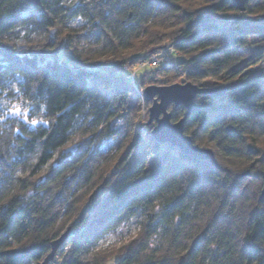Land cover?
I'll return each mask as SVG.
<instances>
[{
	"label": "trees",
	"instance_id": "1",
	"mask_svg": "<svg viewBox=\"0 0 264 264\" xmlns=\"http://www.w3.org/2000/svg\"><path fill=\"white\" fill-rule=\"evenodd\" d=\"M168 44L150 84L229 88L184 126L215 164L175 148L151 165L162 144L134 133L126 67ZM11 97L37 126L2 114ZM263 187L264 0H0V264H42L69 229L60 264H264ZM132 220L121 250L81 262Z\"/></svg>",
	"mask_w": 264,
	"mask_h": 264
},
{
	"label": "water",
	"instance_id": "2",
	"mask_svg": "<svg viewBox=\"0 0 264 264\" xmlns=\"http://www.w3.org/2000/svg\"><path fill=\"white\" fill-rule=\"evenodd\" d=\"M44 0H29L33 8H39ZM232 5L241 12L246 10L249 0H230ZM227 86H217L204 88L192 83L175 84L171 86H149L143 91V99L151 104L149 109L148 126H153L151 130L152 138L160 144H168L178 149L182 154L195 159L216 163L215 154L212 149L201 148L196 145L191 136L186 135L184 126L188 117L199 111L202 106L196 103L199 96L220 98L228 92ZM171 106H182L187 110V116L178 122L172 121ZM234 132L232 127L229 128ZM264 203V187L260 197ZM70 235L67 230L58 240L51 244V253L44 259L42 264H49L65 244Z\"/></svg>",
	"mask_w": 264,
	"mask_h": 264
},
{
	"label": "rangeland",
	"instance_id": "3",
	"mask_svg": "<svg viewBox=\"0 0 264 264\" xmlns=\"http://www.w3.org/2000/svg\"><path fill=\"white\" fill-rule=\"evenodd\" d=\"M27 1L29 3V0H27ZM29 5L31 8H33L30 3H29ZM28 11H29V9H28ZM63 48L64 47L62 45L61 47L58 48V51L62 52ZM172 49H173V47L171 46V44H168V46L165 50L171 52ZM162 55H163L162 52H160L158 54H152L149 56V59L152 57L153 58L160 57ZM149 59L143 60L140 64L138 63V64H134V65L132 62H129V66L126 67L129 71L133 69V71L136 73V80L138 81V84L141 81L142 82L145 81L144 82L145 85L143 87L138 85L139 89L142 91V94H143L144 89L149 87V86H167L168 85V84H164L163 77H161V76L156 78V81L158 83L150 84V79L155 78L152 73L157 69L150 68L151 64H149V61H148ZM163 63H165V62H163ZM183 80H184V76L182 75L180 78H178L177 80H174V81H176L178 84H185L183 82ZM14 89H16L15 84L11 85L9 87L8 91L11 92ZM141 98L143 100V105H142V108H141V110L137 116V120H136V124H135V128H134V133H140L141 131L143 133L145 132L146 141L142 146V148H144L147 145L148 135L150 134V132L152 130L151 128H153L154 125H152V126H148V125L145 126L144 125L145 123L148 124L149 109L151 107V104H148L145 102V100L143 99V95ZM196 103L199 105H205L206 101L202 96H199L196 98ZM2 114L4 116H6V118L14 119L15 121L23 122L27 125H31V126H37L38 125L37 123L32 124L30 122V116L31 115H30L29 111H27V109L21 105V102H19V99L16 97H11L10 100H8L5 103V105L3 107ZM139 125L141 127H139ZM207 149H209V148H207ZM141 152H142V149L138 152L137 157L140 156ZM174 152H176L175 148H173L167 144H162L160 147V150L158 151V153L156 155V157L151 160V165H154L156 161H159L165 153H174ZM246 172H248V171H246ZM110 176H111L110 174H107L106 178H109ZM138 231H139L138 221L132 220L126 226L121 227L118 230H116L114 233H111L110 235L106 236L97 245V247L93 251H91L87 255H83L81 262L82 263L90 262L96 252H103V253H107L109 255L112 254V252H114V251L118 252L119 250H121V248L123 246L128 244L134 237L137 236ZM70 233H71V230H70ZM69 256H70V246H68L66 244L59 249V251L55 255L54 259H57L58 262H63L66 259L68 260Z\"/></svg>",
	"mask_w": 264,
	"mask_h": 264
},
{
	"label": "built area",
	"instance_id": "4",
	"mask_svg": "<svg viewBox=\"0 0 264 264\" xmlns=\"http://www.w3.org/2000/svg\"><path fill=\"white\" fill-rule=\"evenodd\" d=\"M176 53L175 50H171L170 51H164L163 52V55L160 56V57H156V58H150L148 61H149V64H151V68H156L158 67L160 64H162L163 62L165 63H168L169 61H171L172 57H173V54ZM131 72V77H130V81H131V84L132 86L134 87V89L138 92V94L142 97V91L138 88L137 84H136V73L132 70H130ZM139 127H141L139 125ZM141 131V130H140ZM142 133L143 135H146L145 132L143 133L142 131L140 132ZM50 264H60V262L57 261V259H54L52 262H50Z\"/></svg>",
	"mask_w": 264,
	"mask_h": 264
},
{
	"label": "snow or ice",
	"instance_id": "5",
	"mask_svg": "<svg viewBox=\"0 0 264 264\" xmlns=\"http://www.w3.org/2000/svg\"><path fill=\"white\" fill-rule=\"evenodd\" d=\"M31 123H32V124H36V123H37V121H35V120H32V121H31ZM44 123H47V122H46V121H44Z\"/></svg>",
	"mask_w": 264,
	"mask_h": 264
}]
</instances>
